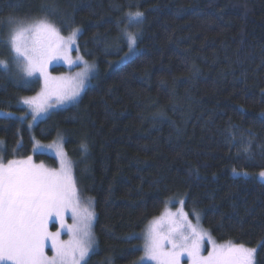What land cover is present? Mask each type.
I'll return each mask as SVG.
<instances>
[{
  "label": "trees",
  "instance_id": "1",
  "mask_svg": "<svg viewBox=\"0 0 264 264\" xmlns=\"http://www.w3.org/2000/svg\"><path fill=\"white\" fill-rule=\"evenodd\" d=\"M137 11L141 22L129 23ZM45 16L63 35L80 29L94 74L75 102L29 126L19 100L39 83L0 66V110L23 117L0 114V158L54 167L31 154L33 139L63 135L77 188L92 198L85 264H132L136 235L167 199L264 264V0H0V60L12 59L10 18ZM124 31L137 35L125 59Z\"/></svg>",
  "mask_w": 264,
  "mask_h": 264
},
{
  "label": "snow or ice",
  "instance_id": "2",
  "mask_svg": "<svg viewBox=\"0 0 264 264\" xmlns=\"http://www.w3.org/2000/svg\"><path fill=\"white\" fill-rule=\"evenodd\" d=\"M45 11L50 12L51 9L46 8ZM127 16L129 23H139L143 13L129 12ZM9 23L13 26L3 42L14 53L13 59L24 76L32 77L39 73L43 79L39 95L44 98L55 95L58 103L79 96L93 65L78 57L84 67L71 78L52 77L47 69L54 60L63 59L70 65L76 63L69 53L80 29H73L65 38L48 16L21 20L10 18ZM123 38L129 48L127 56L134 51L137 35L125 31ZM0 66L5 71L9 68L4 60H0ZM36 99H24V103L32 107L33 119L36 114L46 111L45 104H37ZM81 148L87 151V145H81ZM60 155L59 169L34 165L30 156L27 160H9L7 163L0 158V264H81L93 249L95 240L91 225L94 212L81 206L71 162L63 153ZM260 175L264 177V172ZM69 210L74 222L65 225V213ZM179 215L182 219L171 220L166 230L158 223L147 229L141 262L181 264L182 257L186 256L188 264H254L257 249L232 242L214 244L207 256L201 255L207 233L187 221V214ZM54 217L60 221L61 229H67L69 240L60 239L61 230H48V223ZM47 247H50L52 256L47 255Z\"/></svg>",
  "mask_w": 264,
  "mask_h": 264
},
{
  "label": "rangeland",
  "instance_id": "3",
  "mask_svg": "<svg viewBox=\"0 0 264 264\" xmlns=\"http://www.w3.org/2000/svg\"><path fill=\"white\" fill-rule=\"evenodd\" d=\"M129 21V20H128ZM13 25H9V27L7 28V33L5 36V40L8 36L9 33V29L10 27H12ZM125 32V31H124ZM128 32V31H127ZM132 33V32H131ZM71 34L68 33L66 35L61 34L62 36H64L65 38H67L69 35ZM77 39V38H76ZM7 45V44H6ZM7 48L9 50V52L11 53L12 59L11 61H6L9 65L8 70L10 71H14L13 73L15 74L16 77H20L22 80L21 81H33L36 80L37 83H39V88L37 90L36 93L29 95V96H24L19 100V105L23 106L26 110V114L29 115V120H28V124L29 126H32L35 122H37L38 120L44 118L45 116H47L52 110L58 109V108H62L65 107L73 102H75L79 96H77L74 100H69V101H65L63 103H58L56 100V96L53 95L50 98H44L41 97L39 94L41 93L42 89H43V79L39 76V73H37L36 75L32 76V77H26L24 76V74L20 71V69L17 67L16 62L14 61L13 57H14V53H12L10 51L9 46L7 45ZM129 53V50L128 52ZM126 53V54H127ZM126 54H124L123 58H127L130 57V55L132 54H128L126 56ZM69 55L71 56L73 61H76V63L70 65L68 64L65 60L63 59H59V60H54L49 66H48V73L50 74V76L52 77H74L76 73L80 72L83 67L84 64L83 62H81L80 60H78V57L83 58V61H86L89 65H93L94 64L92 62H90L89 60H86L78 51L77 49V44L75 43V45L73 46V50L70 51ZM55 68H61L59 70H53ZM12 69V70H11ZM94 74V67L92 69V71L89 73V77L88 79L85 81L84 86L82 87V89L80 90V94L83 91L84 87L89 83L90 78L92 77V75ZM79 94V95H80ZM37 98L36 99V103L40 104L43 103L46 106V111H42L39 114H36V118L33 119V110L32 107H30L29 105L24 103V99L25 98ZM0 114H5V115H11V116H18L15 115V113L13 112H9V111H3L0 110ZM20 119H22L23 117L20 115L18 116ZM34 153H45L48 155L53 156L56 159V165L54 167L45 164L43 162H32L34 165H43L45 169H59L60 168V161H61V155L60 153L64 154V157L71 162V170H72V175H73V160H71L65 153L64 149H63V135L59 134L57 135L54 139L50 140V141H39L36 138L33 139V146H32V155ZM5 163H7V161H5ZM261 172L256 173L255 177L261 181H264V177H262L260 175ZM246 175H248V173H245ZM74 178V175H73ZM77 186V185H76ZM78 189V188H77ZM78 194L81 200V206L82 207H87L89 208V210L93 211V205H92V198L88 197V195H83L79 190H78ZM91 201V203L89 204L88 201ZM180 213H185L187 214V221H189L193 226H197L198 228L202 229L204 232L207 233V235L204 237V241L202 244V252L201 255L203 256H207L209 251H212L214 244L215 245H223L226 244L228 242H232L234 244H241V243H236L234 241L231 240H227V241H218L215 239V237L209 232V230H207L205 227H203L200 223V216L199 214H192V216H190L183 208V203L182 201L177 203L176 205H174L173 202L170 201V199H167V201L165 202L164 207L162 208V210L154 217H152L151 219H149L147 221V223L144 225L143 229L138 233V235H136V237L139 239V243H138V248L140 249V254L133 260L132 264H155L154 261H149V260H144L143 262H141V257L144 256V251H143V245H144V235L147 231V229L152 226L154 223H158L159 227L163 228V229H167L169 227V223L171 220H177L180 221L182 219V217L179 215ZM94 221V219H93ZM93 221H92V225H91V232L92 235L94 237V232H93ZM65 225H72L73 224V218H72V214H71V210H69L68 212L65 213ZM48 230L50 232H55L57 230H61V236L60 239L63 241H67L70 239V235L67 231L66 228L61 229V224L60 221L58 219H56L55 217L53 219H51L48 223ZM134 234H132L131 236H135ZM95 240V237H94ZM244 245V244H241ZM247 248H255L252 246H247L244 245ZM95 249V244L93 246V249L90 251L89 255L94 251ZM46 253L48 256H52L53 253L50 249V247H47L45 249ZM88 255V257H89ZM85 258V261H82L81 264H85L87 258ZM181 264H188V258L182 257L181 259ZM254 264H255V259H254Z\"/></svg>",
  "mask_w": 264,
  "mask_h": 264
},
{
  "label": "bare ground",
  "instance_id": "4",
  "mask_svg": "<svg viewBox=\"0 0 264 264\" xmlns=\"http://www.w3.org/2000/svg\"><path fill=\"white\" fill-rule=\"evenodd\" d=\"M87 261V260H86Z\"/></svg>",
  "mask_w": 264,
  "mask_h": 264
}]
</instances>
